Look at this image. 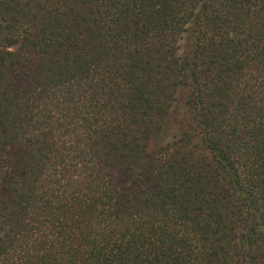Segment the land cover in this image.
I'll use <instances>...</instances> for the list:
<instances>
[{"label": "trees", "instance_id": "16d2710c", "mask_svg": "<svg viewBox=\"0 0 264 264\" xmlns=\"http://www.w3.org/2000/svg\"><path fill=\"white\" fill-rule=\"evenodd\" d=\"M0 264H264V0H0Z\"/></svg>", "mask_w": 264, "mask_h": 264}]
</instances>
